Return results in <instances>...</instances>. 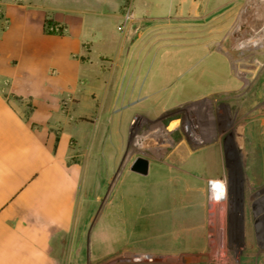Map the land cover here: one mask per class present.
Wrapping results in <instances>:
<instances>
[{"label": "crops", "instance_id": "crops-1", "mask_svg": "<svg viewBox=\"0 0 264 264\" xmlns=\"http://www.w3.org/2000/svg\"><path fill=\"white\" fill-rule=\"evenodd\" d=\"M199 3L0 0V264H74L72 245L62 239L72 233L89 178L88 164L73 160L74 153L98 151L106 105L117 136L133 116L146 123L178 120L175 109L186 102V89L192 99L199 78L178 82L180 68H195L205 46L195 35L163 29L170 14L194 18ZM127 4L144 19V32L132 33L130 25L116 33ZM46 20L62 34L45 33ZM90 68L149 72L113 81L106 93V82L89 79ZM150 68H157L158 81ZM209 121L210 127L223 123L222 116ZM89 131L96 137L91 146ZM78 258L88 261V252Z\"/></svg>", "mask_w": 264, "mask_h": 264}, {"label": "rangeland", "instance_id": "rangeland-1", "mask_svg": "<svg viewBox=\"0 0 264 264\" xmlns=\"http://www.w3.org/2000/svg\"><path fill=\"white\" fill-rule=\"evenodd\" d=\"M199 2L198 15L170 14L163 29L170 35H195L205 46L195 68H180L178 79V68L171 69L170 77L181 83L199 76L192 99L188 101L186 89V102L175 109L181 111L178 120L173 125L171 117L146 123L133 116L117 136L106 105L98 151L74 153L73 160L89 168L88 184L76 201L72 233L66 242L62 239L72 245L74 264H104L131 250L200 252L214 209L224 210L227 235L242 248L245 264H264L256 238L261 230L242 216L249 208L264 209V41L253 44L264 33V0ZM143 20L132 24V33L144 32ZM118 26L116 33L124 34ZM145 70L90 68L89 79L106 82L108 93L113 81L143 77ZM150 70L149 76L158 81L157 68ZM216 116H222V126L210 127L209 119ZM238 126L243 128V153L235 141ZM89 132L91 146L96 137ZM143 143L156 150L140 152ZM137 157L149 161L146 175L130 170ZM214 179L225 186L223 203H213L209 183ZM257 200L261 202L254 205ZM86 251L88 261L81 263L78 256Z\"/></svg>", "mask_w": 264, "mask_h": 264}, {"label": "built area", "instance_id": "built-area-1", "mask_svg": "<svg viewBox=\"0 0 264 264\" xmlns=\"http://www.w3.org/2000/svg\"><path fill=\"white\" fill-rule=\"evenodd\" d=\"M139 22L130 6H125L122 20L118 26L119 32H124L128 26ZM210 186V183H209ZM214 196V195H212ZM210 215L209 232L206 235V246L196 253L161 254L147 251H123L104 264H245L240 257L242 248L233 242L230 233L227 235V220L224 210ZM231 217L229 223L231 225ZM230 228V227H229ZM230 230V229H229ZM257 243L264 253V229L256 234ZM237 239V238H236Z\"/></svg>", "mask_w": 264, "mask_h": 264}, {"label": "bare ground", "instance_id": "bare-ground-1", "mask_svg": "<svg viewBox=\"0 0 264 264\" xmlns=\"http://www.w3.org/2000/svg\"><path fill=\"white\" fill-rule=\"evenodd\" d=\"M264 41V33H262L254 42L253 44H257L259 41ZM249 43V41H246L245 44ZM234 135H235V141L237 144V147L239 148V150L243 153V128L241 126H238L235 130H234ZM138 146V145H137ZM138 149L140 152L142 153H150L156 150V148L150 147L147 144L143 143L140 144V146H138ZM159 148H157L158 150ZM217 185H219V187H217ZM209 188L211 189V195L212 199H213V203H218V202H224L226 199V189L225 186L222 182V180L220 179H214L212 181H210V186ZM223 210V209H222ZM217 211H221V210H217Z\"/></svg>", "mask_w": 264, "mask_h": 264}, {"label": "flooded vegetation", "instance_id": "flooded-vegetation-1", "mask_svg": "<svg viewBox=\"0 0 264 264\" xmlns=\"http://www.w3.org/2000/svg\"><path fill=\"white\" fill-rule=\"evenodd\" d=\"M253 197V196H251ZM263 201V200H262ZM261 202V201H260ZM259 200H257L254 205L259 204L260 203ZM264 204V203H262ZM242 216H243V221H252L256 227L258 228V230H263L264 229V209H258V208H249L246 211L243 210L242 211ZM250 217L252 219H250ZM255 217L257 219H255ZM254 218V219H253Z\"/></svg>", "mask_w": 264, "mask_h": 264}, {"label": "water", "instance_id": "water-1", "mask_svg": "<svg viewBox=\"0 0 264 264\" xmlns=\"http://www.w3.org/2000/svg\"><path fill=\"white\" fill-rule=\"evenodd\" d=\"M149 169V161L143 157H137L131 164L130 170L140 175H146Z\"/></svg>", "mask_w": 264, "mask_h": 264}, {"label": "trees", "instance_id": "trees-1", "mask_svg": "<svg viewBox=\"0 0 264 264\" xmlns=\"http://www.w3.org/2000/svg\"><path fill=\"white\" fill-rule=\"evenodd\" d=\"M57 28V24H55L53 21L51 20H46L45 21V25H44V32L47 34H51V33H58V34H62V28L59 27L57 29H60L59 31H55V29Z\"/></svg>", "mask_w": 264, "mask_h": 264}, {"label": "snow or ice", "instance_id": "snow-or-ice-1", "mask_svg": "<svg viewBox=\"0 0 264 264\" xmlns=\"http://www.w3.org/2000/svg\"><path fill=\"white\" fill-rule=\"evenodd\" d=\"M217 187H219V185H217Z\"/></svg>", "mask_w": 264, "mask_h": 264}]
</instances>
